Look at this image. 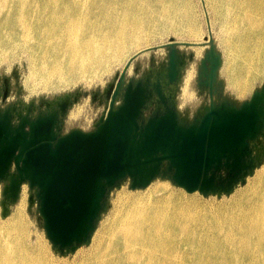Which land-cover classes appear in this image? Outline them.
<instances>
[{
	"label": "water",
	"instance_id": "1",
	"mask_svg": "<svg viewBox=\"0 0 264 264\" xmlns=\"http://www.w3.org/2000/svg\"><path fill=\"white\" fill-rule=\"evenodd\" d=\"M178 45L193 46L170 41L129 59L114 91L111 86L107 91L105 113L90 131L62 134L57 113L21 117L17 126L8 113L0 116V182H7L2 217L8 213L6 203H16L27 185L33 192L29 204L36 205L47 240L63 255L90 241L110 191L126 179L131 190L162 178L203 196L229 194L238 183L245 184L257 166L251 143L264 135V84L239 106L215 103L220 57L209 39L200 65L206 80L200 85L208 88L210 102L186 123L175 104ZM159 48L169 52L167 68L156 81L125 83L133 60Z\"/></svg>",
	"mask_w": 264,
	"mask_h": 264
},
{
	"label": "rangeland",
	"instance_id": "2",
	"mask_svg": "<svg viewBox=\"0 0 264 264\" xmlns=\"http://www.w3.org/2000/svg\"><path fill=\"white\" fill-rule=\"evenodd\" d=\"M126 1L121 3L120 0H115L111 3V18L114 19V24L119 20L121 25L123 10L130 8L140 20L139 27H134L133 18H127L126 21L133 32L136 30L143 35L141 42L128 49L124 59L110 65L101 77L66 78L64 82H54L47 88L39 81L37 74L31 73L40 66V57L46 48L42 40L45 33L37 20H28L32 32L28 43L18 42L13 50L5 53L0 60V91L4 88L7 90V99L0 105L4 107L14 103L26 106L31 102L51 101L75 95L78 98L71 106L60 131L62 134L73 129L90 131L108 107V100L103 97L104 91L114 84L129 59L145 49L160 47L170 41L193 45L176 46L183 67L175 88V104L180 118L186 123L196 118L210 102L208 88L200 85L206 80L201 76L200 65L209 50V39L213 41L214 50L220 57V66L214 82L215 103L226 101L239 106L249 100L252 93L264 84V64L260 69L255 66L247 67L243 72L246 89L239 92L233 79L241 70L243 59L238 57L234 50L228 47L226 50L228 44L238 48L233 38L235 31H249L251 39L264 36V13L260 7H256V0H165L163 4L155 3L154 0H148L146 4L129 0L131 6H127ZM249 1L253 3L249 4ZM90 4L88 1L87 6L81 8L84 16L88 13ZM21 10L28 13L32 11L28 10V7H22ZM92 11L106 14L108 9ZM161 14H165V20L160 18ZM77 27L80 29L79 25ZM190 35L198 37L192 40ZM168 52L169 48H159L139 55L131 63L125 81L143 79L148 73L166 67ZM119 102L120 99L117 100V103ZM251 149L257 166L246 177L245 184L238 183L229 194H189L162 178L155 179L145 189L131 190L130 181L124 180L118 188L110 191L106 208L90 241L74 252L63 255L53 249L47 240L36 205L29 204L28 198L33 192L27 185L22 187L16 203H6L8 213L2 217L4 183L1 182L0 238L25 245L29 260L23 262L24 264L34 263L40 257L44 258L45 264H84L94 257L95 251H98L102 260L111 257V261H114L116 239L111 241V234L121 229L128 218L142 217V213L155 211L158 206L172 208L188 203L200 213H213L231 208L243 196L249 194L264 176V135L251 143ZM159 199L169 202L162 204ZM177 264L189 263L179 257Z\"/></svg>",
	"mask_w": 264,
	"mask_h": 264
},
{
	"label": "bare ground",
	"instance_id": "3",
	"mask_svg": "<svg viewBox=\"0 0 264 264\" xmlns=\"http://www.w3.org/2000/svg\"><path fill=\"white\" fill-rule=\"evenodd\" d=\"M88 1L90 8L84 16L81 8ZM114 1L0 0V60L18 42L28 43L32 32L27 21L35 19L45 33L42 40L46 48L40 66L31 73L37 74L45 88L66 78L101 77L143 38L126 21L133 18L134 27H139L140 20L130 8L123 10L122 24L119 20L114 24ZM164 1L154 0L158 4ZM126 4L131 6L129 0ZM22 7L32 11L25 12ZM256 7L264 13V1L256 0ZM104 8L108 9L106 14L92 11ZM160 18L165 20V14ZM190 36L192 40L198 37ZM233 38L238 48L228 44L226 50H234L243 59L242 68L233 79L237 90L243 92L244 69H260L264 64V36L251 39L249 31H235ZM51 79L54 80L50 82ZM159 200L162 204L169 202ZM141 215L128 218L121 229L111 234V241L116 239L114 261L111 257L102 260L95 251L94 257L84 264H177L179 257L189 264H264V176L249 194L228 209L200 213L188 203L172 208L158 206ZM24 248L23 244L0 238V264H24L29 260L28 249ZM31 264H45L44 258Z\"/></svg>",
	"mask_w": 264,
	"mask_h": 264
},
{
	"label": "flooded vegetation",
	"instance_id": "4",
	"mask_svg": "<svg viewBox=\"0 0 264 264\" xmlns=\"http://www.w3.org/2000/svg\"><path fill=\"white\" fill-rule=\"evenodd\" d=\"M182 66H179V75H178V80L180 77V71ZM166 67H162L160 69H158V71L155 72H150L148 73L143 79H138V80H142L145 81L146 79L149 78L150 82H155L156 81V75L161 73L162 71H164ZM117 77L116 80L114 82V84L111 85V93L114 91L115 85L117 83ZM138 80H134V81H138ZM127 81H125V83H127ZM178 83V81H177ZM177 85V84H176ZM176 88V86H175ZM109 87L106 89V91H104V95L103 97L105 98V100L107 98V91H108ZM78 96H64L55 100H51V101H43L40 100L39 102H31L28 103L26 106H19L18 104H10V105H5L4 107H2L0 105V116H3L4 114L8 113L9 115V120L12 126H17L19 123V120L21 117H28L30 119H34L36 118L38 115H45V114H54L57 113V117L59 119V126H60V130L61 127L63 125V121L66 118V116L69 113V110L71 108V106L74 103V99L77 100ZM7 99V90L4 88L3 90L0 91V104L4 103ZM65 105V106H64ZM62 108L64 109V112H62ZM1 183V182H0ZM4 186L6 185L7 182H3ZM3 186V187H4Z\"/></svg>",
	"mask_w": 264,
	"mask_h": 264
}]
</instances>
